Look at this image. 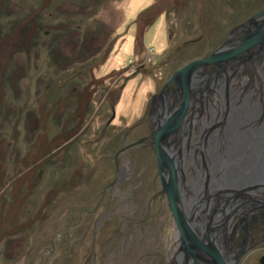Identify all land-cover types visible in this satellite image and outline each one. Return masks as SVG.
<instances>
[{"label": "rangeland", "instance_id": "rangeland-1", "mask_svg": "<svg viewBox=\"0 0 264 264\" xmlns=\"http://www.w3.org/2000/svg\"><path fill=\"white\" fill-rule=\"evenodd\" d=\"M263 4L0 0V264H167L154 152L133 143L168 77Z\"/></svg>", "mask_w": 264, "mask_h": 264}, {"label": "flooded vegetation", "instance_id": "flooded-vegetation-1", "mask_svg": "<svg viewBox=\"0 0 264 264\" xmlns=\"http://www.w3.org/2000/svg\"><path fill=\"white\" fill-rule=\"evenodd\" d=\"M248 62H250V64L245 66V69L246 67L249 69L247 71L248 74L245 78H242V75L238 73L235 81L233 80L231 84H228L227 95L235 93L234 91H239L240 94L250 92L256 95L257 98L261 96L262 99H264V49L259 53L253 54ZM235 74L236 71L234 75ZM205 94L207 97L203 100L200 107H198V103H195L196 105L193 107V114L191 116L189 114L192 103H190V108L185 117H183V126L185 127L186 133L183 134L180 142L174 144L175 140H172L173 143L168 141L166 147L171 158V164L177 175L176 187L178 188L181 198L183 211L187 218L191 217V219H189L190 222L194 223L196 219H202L203 221L201 223L209 222V228L213 227L210 233L211 238L215 240V248L220 249L226 259H233L238 250L245 249L242 256L250 250L255 253L259 252L261 253L259 262L260 264H264V247H262V249H254V245L257 242H264V172H262L259 180L254 178L252 182L235 185L231 187L232 189L230 190H223L225 192L222 195H220L219 192H212L214 193L213 196H209V192H206L208 194H206L207 196L204 198V192H199L202 187L200 186L202 185L201 183L207 180L205 174L208 173L210 168L211 170L212 168L214 169V167H211V164L216 162L218 158L217 156L214 158L208 155L206 148L210 146L209 144H211L212 141L214 146L217 147L220 133L219 121L222 109L224 115L231 113V109L227 106L223 91L221 92L219 85L215 84V88L208 92H204V95ZM245 96L246 94L242 95V98H245ZM258 103L261 105L259 108L261 109L260 114L257 113L258 110L256 107H253L249 113L250 121L248 129L250 130L251 141H253L252 138L254 135L264 133V105L261 104V101H258ZM149 104L150 111H148L147 114L150 115L149 117L151 119L153 115V106L152 103ZM254 109L256 110L253 111ZM146 116L145 114V117ZM145 117H143V119H145ZM150 123L148 126L151 132ZM211 132H213V137L210 135ZM252 144L254 143L252 142ZM261 144L263 147V154L258 157L251 156L250 158L252 164L261 165L264 169V146L263 143ZM150 147L153 149L152 146ZM175 164L178 166H175ZM234 164H237L236 159ZM157 179L161 191L158 175ZM193 189H195L194 192L192 191ZM162 195L165 197L164 194ZM199 199H201L200 204L197 203ZM170 218L172 220L171 215ZM220 221L221 224L219 225ZM203 226L200 229L203 230ZM217 226L218 228L215 230ZM231 233H234V237H230ZM174 239L175 245L172 246V239H170L169 247L167 248V264H182L181 255L176 253L178 247L176 233L174 234ZM241 257L236 264L239 263Z\"/></svg>", "mask_w": 264, "mask_h": 264}, {"label": "water", "instance_id": "water-1", "mask_svg": "<svg viewBox=\"0 0 264 264\" xmlns=\"http://www.w3.org/2000/svg\"><path fill=\"white\" fill-rule=\"evenodd\" d=\"M262 49H264V4L258 12L237 25L208 57L191 60L168 77L159 91L150 98L153 106L150 135L133 143L134 146L147 140L154 149L161 194L165 195L172 217L178 240L176 253L181 255L182 264H236L245 249L238 250L233 259H226L221 250L215 248L216 243L210 233L213 227L209 228V222L193 223L189 220L191 217L187 218L177 193V178L166 150L167 141L175 140L174 143H177L186 133L182 120L190 108V103H192L189 114L191 116L195 103L200 107L206 99L207 95L203 92L214 89L216 82L221 78H224V81L220 87L224 96H227L229 77L237 70V68L232 70L233 66L244 64L245 67L250 64L247 62L250 57ZM226 71L231 73L228 74ZM260 169L261 165L258 171L244 170L240 174L237 173L233 182L240 181V184L236 185H242L252 182L254 178L259 180L262 175ZM202 226L203 230L200 229ZM190 242L194 249L189 248Z\"/></svg>", "mask_w": 264, "mask_h": 264}, {"label": "bare ground", "instance_id": "bare-ground-1", "mask_svg": "<svg viewBox=\"0 0 264 264\" xmlns=\"http://www.w3.org/2000/svg\"><path fill=\"white\" fill-rule=\"evenodd\" d=\"M243 65L244 64H239L238 66H233L232 70H234L235 68H237V70H236L235 75L233 74L231 77H229V81H228L229 84H231L233 82V80L235 81V78L238 75V73L240 75H242V78L246 77V75L248 74L247 71L249 69L247 67L245 69V67ZM226 73L229 74L231 72L226 71ZM223 81H224V78H221L216 83L217 85H219L220 89H221V87H220L221 83H223ZM234 86H236V85H234ZM214 88H215V86H214ZM216 88H218V87H216ZM222 91L223 90L221 89V92ZM206 92H208V91H206ZM234 92L235 93L228 94L227 95L228 97L224 96V99L227 102L226 103L227 106L231 109L230 110L231 113L224 115L223 109H222V111L220 110L222 112V114H221V118L219 121L220 133H219V138L217 141V147L214 146V143L212 141L211 144H209L210 146H208V148H206L208 155H210L211 157H214V158H215V156H217L218 158H217L216 162H213L211 164V167H214V169L212 168V170H211V168H210L208 173L205 174L207 176V180L204 181L203 183H201L202 187L199 190V192H204V198L207 196L206 194H208L206 192H209V194H210L209 196H213V194L215 192H219V194L222 195L225 192L223 190H226V191L230 190V189H232L231 187H234L236 184H240V181L239 182L238 181L233 182V180L236 179L235 174H237V173L240 174L244 170L246 172L259 170V165L252 164L250 157L251 156L258 157V156L263 154V147H262L261 143H263V146H264V133H261L259 135H254L252 138L253 141H251L250 130L248 129L249 128V121H250L249 113L251 112L253 107H256L258 110L257 113L260 114L261 109H259V108L261 105H259L258 101H261V104L264 105V99H262L261 96L257 98L256 95H254L250 92H247V93L245 92L243 94H240L239 91H234ZM244 94H246V96H245V98H242V95H244ZM255 110L256 109H254L253 111H255ZM182 122H183V120H182ZM215 122H217V121H215ZM173 124L175 125V121L173 122ZM173 124H172V126H174ZM168 128H170V127H168ZM210 135H211V137H213V132H211ZM181 137H180V139H181ZM178 142H180V140ZM252 142L254 144H252ZM235 159L237 161V164H234ZM175 166H178V165L175 164ZM172 168H173V165H172ZM260 171L264 172V169L262 168V166H261ZM173 173L175 174V176L177 178V175L174 171V168H173ZM208 175H209V178H208ZM176 182H177V179H176ZM176 189H177V193L179 196L178 188L176 187ZM192 191L194 192L195 189H193ZM212 192H214V193H212ZM210 198H212V197H210ZM179 199H181L180 196H179ZM180 203H181V200H180ZM197 203L200 204L201 199H199L197 201ZM181 206H182V203H181ZM220 209H221V207H220ZM223 211H225V210H223ZM221 212H222V210H221ZM198 221L202 222L203 220L202 219L194 220V222H196V223ZM189 248L194 249V246L192 245L191 242L189 243Z\"/></svg>", "mask_w": 264, "mask_h": 264}]
</instances>
